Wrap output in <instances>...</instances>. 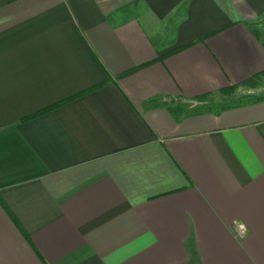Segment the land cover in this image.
<instances>
[{"label": "crops", "instance_id": "obj_1", "mask_svg": "<svg viewBox=\"0 0 264 264\" xmlns=\"http://www.w3.org/2000/svg\"><path fill=\"white\" fill-rule=\"evenodd\" d=\"M264 0H0V264H264ZM203 109V110H202Z\"/></svg>", "mask_w": 264, "mask_h": 264}, {"label": "rangeland", "instance_id": "obj_2", "mask_svg": "<svg viewBox=\"0 0 264 264\" xmlns=\"http://www.w3.org/2000/svg\"><path fill=\"white\" fill-rule=\"evenodd\" d=\"M262 41L264 43V25L257 28ZM264 96V74L255 82L248 85H239L233 87L229 93H218L204 98L207 108L220 109L226 104L234 102V104H240L244 102L252 101L256 98ZM203 110V109H202Z\"/></svg>", "mask_w": 264, "mask_h": 264}, {"label": "trees", "instance_id": "obj_3", "mask_svg": "<svg viewBox=\"0 0 264 264\" xmlns=\"http://www.w3.org/2000/svg\"><path fill=\"white\" fill-rule=\"evenodd\" d=\"M263 74H264V72H261L259 74L254 75L253 77H251L250 79H248L247 81L242 83L241 85H248V84H251V83H255ZM232 89H233V87H229L227 89H223L220 92L221 93H229V92L232 91Z\"/></svg>", "mask_w": 264, "mask_h": 264}]
</instances>
